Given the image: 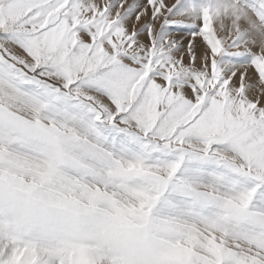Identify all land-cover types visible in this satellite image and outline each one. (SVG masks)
I'll use <instances>...</instances> for the list:
<instances>
[{
  "label": "snow or ice",
  "instance_id": "obj_1",
  "mask_svg": "<svg viewBox=\"0 0 264 264\" xmlns=\"http://www.w3.org/2000/svg\"><path fill=\"white\" fill-rule=\"evenodd\" d=\"M0 264H264V0H0Z\"/></svg>",
  "mask_w": 264,
  "mask_h": 264
}]
</instances>
